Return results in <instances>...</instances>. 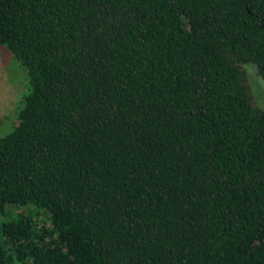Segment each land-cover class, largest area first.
<instances>
[{
  "label": "trees",
  "instance_id": "trees-1",
  "mask_svg": "<svg viewBox=\"0 0 264 264\" xmlns=\"http://www.w3.org/2000/svg\"><path fill=\"white\" fill-rule=\"evenodd\" d=\"M0 45V264H264V0H0Z\"/></svg>",
  "mask_w": 264,
  "mask_h": 264
},
{
  "label": "rangeland",
  "instance_id": "rangeland-1",
  "mask_svg": "<svg viewBox=\"0 0 264 264\" xmlns=\"http://www.w3.org/2000/svg\"><path fill=\"white\" fill-rule=\"evenodd\" d=\"M253 106L264 110V81L251 64L243 65ZM29 85L25 69L5 45H0V136L9 133L22 108Z\"/></svg>",
  "mask_w": 264,
  "mask_h": 264
}]
</instances>
